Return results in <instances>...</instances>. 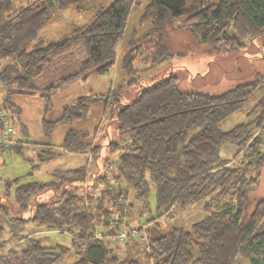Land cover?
I'll return each mask as SVG.
<instances>
[{
    "label": "trees",
    "instance_id": "16d2710c",
    "mask_svg": "<svg viewBox=\"0 0 264 264\" xmlns=\"http://www.w3.org/2000/svg\"><path fill=\"white\" fill-rule=\"evenodd\" d=\"M69 6L91 8L90 19L73 24L57 41L40 39L45 22ZM135 9L137 26L127 34L121 55L125 75L135 73L141 55L152 64L168 57L166 32L178 16L184 18L177 28L213 50H237L245 39L264 38V0H184L175 7L160 0H0V80L15 86L2 106L18 110L13 93L33 95L40 87L48 98L71 80L113 68ZM77 49L83 54L75 66L61 62ZM254 76L206 93L180 90L171 74L142 85L127 101L122 97L129 84L123 78L125 85L83 93L51 121L44 119L48 127L72 123L84 118L89 103L99 102L115 131L102 135L107 141L93 143L83 140L82 130L68 129L60 150L88 151L95 166L53 171L52 180L18 185L14 202L0 201V264H241L239 258L264 264V198H253L264 166V71ZM239 109L246 111L245 122L221 130L219 123ZM224 142L236 146L232 159L220 158ZM51 146L39 159L61 154ZM11 150L21 151L16 138ZM113 179L121 182L110 187ZM152 188L158 216L173 218L178 207L189 212L199 202L202 217L188 227H161L152 218L148 248L136 239H127L121 249L94 237L98 229H120L124 209L133 206L124 202L128 189L131 199L145 205ZM47 192L49 200L43 199ZM29 223L41 227L35 232L70 228L78 235H70L68 245L48 244L44 236L23 230Z\"/></svg>",
    "mask_w": 264,
    "mask_h": 264
},
{
    "label": "rangeland",
    "instance_id": "374dc122",
    "mask_svg": "<svg viewBox=\"0 0 264 264\" xmlns=\"http://www.w3.org/2000/svg\"><path fill=\"white\" fill-rule=\"evenodd\" d=\"M104 1L106 4L110 2V0ZM142 1L143 3L147 2V0ZM136 9L131 11L124 39L117 45L119 47L117 62L113 68L108 69L105 73L97 74L93 72L85 78L79 77L78 79L71 80L55 89L48 98L42 96L41 93L43 92L39 89L40 87L36 89L33 95L13 93V95L11 94V100L16 104L18 110L12 109L10 106H2L3 97L6 96L9 90H15V86L9 82L6 83L0 80V109L2 112H5L11 121L14 138L21 143L20 152L11 150L5 160H0V201L14 202V189L18 185L28 183L29 181L52 180L53 171L68 168L74 169L83 165H87L89 168L95 166L88 151L84 153L61 151L59 145L62 138L69 131L68 129L72 127L82 130L83 140L86 142L107 141L105 136L103 137L102 135H106L107 131H110L112 135L115 128L113 122H109V113L105 110L102 103H89V109L81 120L49 127L44 126L43 123L44 119L49 121L51 117L56 116L63 105L71 104L77 96L83 93H103L118 82L125 85L127 81L129 86L127 90H124V97H122L123 100L127 101L136 95V90L142 85L150 84L163 76L171 74H176L178 88L182 91L219 93L232 88V86L238 83H243V81L252 80L255 77V72L260 71L262 73L264 71V59L262 60L260 57L264 54L263 37H254L252 40L245 39L242 46L237 50L228 51L222 48L213 50L205 44L194 41L186 30L177 28L176 25L182 24L184 18V16H178L173 20L174 26L166 32L168 57L156 64H152L148 61V57L141 55L134 61L135 73L125 75L123 70L120 69L121 55L125 51L124 43L128 37L127 34L133 26H137L136 19L139 11H136ZM91 12V8H84L78 11L74 6L56 11L53 17L45 22L40 29V39L44 42L61 39L68 34L73 24L86 22L90 19ZM138 28L140 27L138 26ZM82 54V50L77 49L72 54L66 56L67 58L61 59V62L69 63L68 67L72 68L80 61ZM123 78H126V81ZM43 84L44 82L40 85L43 86ZM252 103V101H249L247 105H251ZM247 118L248 116L244 109L235 110L219 123V127L221 130H227L238 123L245 122ZM256 131L253 132V137L257 135ZM50 144H52V149L60 150L61 154L51 157V159H39V152L50 148ZM220 147V158L232 159L236 146L224 142ZM259 180V184L253 193L254 199H258L261 196L264 198V166ZM86 181L87 179L82 182V186L86 185ZM88 187L87 191H91L90 187ZM82 191L86 192L85 187ZM131 192V189H128V197L124 199V202L125 204L132 202L133 206H131V210L128 212L124 209L120 228H123L125 225L146 224V221L152 218L158 220L161 227L176 224L188 227L190 222L202 217L199 202L189 212L184 211L181 206L178 207L175 209L173 218H167L165 215L158 216L153 188L150 189L147 198L143 201L145 205L142 204V200L131 199ZM50 196L51 193L47 192L43 199L49 200L52 198ZM252 207L253 205L250 209ZM40 228V226H36L34 223H29L23 230L25 232L33 231V235L36 237L44 236L48 244L59 242L63 245H68L70 243L71 236L68 233L59 230L45 231V229L37 232L34 231ZM63 229L65 228H61L60 230ZM105 243L112 245V247L120 246L121 249H123L124 244L114 241ZM138 244H142L146 248L149 246L146 242L138 241ZM0 251H3L2 248H0ZM238 261L241 264H249L244 258H239Z\"/></svg>",
    "mask_w": 264,
    "mask_h": 264
},
{
    "label": "built area",
    "instance_id": "2783aa9c",
    "mask_svg": "<svg viewBox=\"0 0 264 264\" xmlns=\"http://www.w3.org/2000/svg\"><path fill=\"white\" fill-rule=\"evenodd\" d=\"M259 132V129H257L256 133ZM261 132L263 134V145H264V127L261 128ZM14 144V132L12 131L11 127V121H9L8 116L5 114V112L0 109V160L4 159L9 156L10 154V146ZM114 167L113 164H109L108 168ZM120 180L113 179L109 186H115V184L120 183ZM86 189V188H85ZM122 200V197H121ZM113 218L111 219V222H113ZM147 223H141L140 225H125L123 228H120L118 230H103L98 229L94 231V237L96 239L102 240L104 242L111 243L112 241L117 243H124L127 239L137 240L139 242H146V244L149 243L148 239V233H147V227L149 225V221H146ZM61 232L68 233L69 235H72L74 237H77L78 233L74 229L65 228L63 230H60Z\"/></svg>",
    "mask_w": 264,
    "mask_h": 264
},
{
    "label": "water",
    "instance_id": "95a60500",
    "mask_svg": "<svg viewBox=\"0 0 264 264\" xmlns=\"http://www.w3.org/2000/svg\"><path fill=\"white\" fill-rule=\"evenodd\" d=\"M160 1L169 7L181 6L182 3L184 2V0H160Z\"/></svg>",
    "mask_w": 264,
    "mask_h": 264
}]
</instances>
